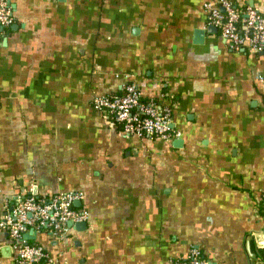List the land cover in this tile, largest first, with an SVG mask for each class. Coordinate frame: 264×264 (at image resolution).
Returning a JSON list of instances; mask_svg holds the SVG:
<instances>
[{"label": "crops", "instance_id": "1", "mask_svg": "<svg viewBox=\"0 0 264 264\" xmlns=\"http://www.w3.org/2000/svg\"><path fill=\"white\" fill-rule=\"evenodd\" d=\"M208 0H6L0 220L15 193L75 190L82 229L33 242L66 264H263L264 57L227 47ZM264 13V0H231ZM132 82L178 138L123 135L92 107ZM0 264H15L0 230ZM55 264V263H51Z\"/></svg>", "mask_w": 264, "mask_h": 264}, {"label": "built area", "instance_id": "2", "mask_svg": "<svg viewBox=\"0 0 264 264\" xmlns=\"http://www.w3.org/2000/svg\"><path fill=\"white\" fill-rule=\"evenodd\" d=\"M207 23L214 26L223 43L238 50L243 47L264 57V13L252 7L238 8L231 0H208L203 3ZM12 22V15L6 0H0V32ZM264 81V74L258 76ZM92 107L98 110L111 127L118 125L117 131L123 135H135L148 139L169 140L178 138L180 132L173 129L170 108L158 105L153 100L141 101L136 85L127 82L118 94L99 95L92 99ZM29 189H20L6 207L0 220V230L9 239L14 253L15 264H66L65 259L51 257L44 248L25 239L23 234L45 232L55 241L65 239L69 230L68 222L87 220L85 211L73 207L80 198L75 190L52 194L33 195ZM264 207V186L261 189ZM168 264H212L201 252L190 247L184 257L168 260ZM264 264V263H263Z\"/></svg>", "mask_w": 264, "mask_h": 264}, {"label": "trees", "instance_id": "3", "mask_svg": "<svg viewBox=\"0 0 264 264\" xmlns=\"http://www.w3.org/2000/svg\"><path fill=\"white\" fill-rule=\"evenodd\" d=\"M111 95V94H109ZM115 128H118V125H115ZM258 212L260 215H264V207L262 206V199H260V203L258 206ZM253 253L254 256L261 261L262 263H264V248H253Z\"/></svg>", "mask_w": 264, "mask_h": 264}, {"label": "water", "instance_id": "4", "mask_svg": "<svg viewBox=\"0 0 264 264\" xmlns=\"http://www.w3.org/2000/svg\"><path fill=\"white\" fill-rule=\"evenodd\" d=\"M76 204V202H74ZM68 226H70V222L67 223ZM85 226V223L83 221H80V222H76L73 224V227L76 228V229H82L83 227ZM23 237L25 239H32L33 238V235H32V232L28 231L27 233L23 234Z\"/></svg>", "mask_w": 264, "mask_h": 264}]
</instances>
